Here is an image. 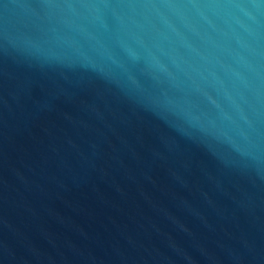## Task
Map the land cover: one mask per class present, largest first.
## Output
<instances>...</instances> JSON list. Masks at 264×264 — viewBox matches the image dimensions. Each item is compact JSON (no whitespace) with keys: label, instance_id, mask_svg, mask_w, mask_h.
<instances>
[{"label":"water","instance_id":"95a60500","mask_svg":"<svg viewBox=\"0 0 264 264\" xmlns=\"http://www.w3.org/2000/svg\"><path fill=\"white\" fill-rule=\"evenodd\" d=\"M0 264H264V0H0Z\"/></svg>","mask_w":264,"mask_h":264}]
</instances>
